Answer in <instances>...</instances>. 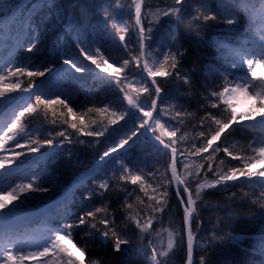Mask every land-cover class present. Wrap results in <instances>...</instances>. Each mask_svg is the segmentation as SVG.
I'll return each instance as SVG.
<instances>
[{
    "label": "trees",
    "instance_id": "1",
    "mask_svg": "<svg viewBox=\"0 0 264 264\" xmlns=\"http://www.w3.org/2000/svg\"><path fill=\"white\" fill-rule=\"evenodd\" d=\"M12 2L18 3L19 0ZM114 2L57 0L63 18L57 21L54 12L50 10H42L36 16L43 35L32 52L26 50L31 43L30 39L24 41V48H20L14 40L6 37L0 47V66L11 67L13 71L18 66H26L30 71L52 68L51 72L45 71L43 77L7 75L4 82L0 83V91L4 93L0 96V129L7 131V126L19 111H23L25 103L35 104V94L48 93L51 89L57 90L56 94H60L61 99L68 97L69 105L77 112V119L72 121L67 109L61 105H53L52 108L36 105V112L25 113L20 118L25 132L0 149V158L11 161L0 168V187L27 183L31 178L41 176L42 186L49 189L46 192L31 193L32 198L16 215L7 219L28 218L16 226L0 229V247L44 243L50 235L49 229L60 228L63 224L77 221L80 215L88 211L105 207L109 219H114V223L105 226L101 223L105 213H97L94 218L86 216V224L73 229L71 239L84 250L81 255L84 264H151L154 247L160 264H186L185 213L170 177V155L147 137L145 128L138 129V125L148 118L138 108L130 106L126 99L131 96L140 107L148 111L151 110V100L155 98V90L143 71L142 53L137 42L138 32L134 24V5L132 0H119L124 7L115 9L112 7ZM171 2L145 0L144 11L148 7L153 11L157 7L167 8ZM209 3L213 9L225 3L238 22L228 25L225 22L209 21L199 36L190 34L185 25L194 12L193 6H188L183 10L182 23H178L174 17H163L158 24L152 25L153 43L151 48L146 47V59L150 62L154 51L160 50L163 53V48L158 49L159 41L168 39L172 32L177 33L187 49L179 68L181 76L186 75L187 82L176 79L175 74L155 78L163 91L149 131L166 144L176 141L172 146L178 152L179 177L193 191V199L196 200L191 222L196 238L194 264H200L201 259L204 264H264V207L260 203L264 187L258 183L259 177H253L251 181L241 177L239 181L228 182L227 185L205 188L199 197L196 196L197 170L199 181L204 182L214 179L216 172L224 173L233 167H242V161L233 157L250 154L248 144L257 142L264 134V124L260 123L264 118L259 116L254 120L241 121L242 125H247L243 129L234 124L214 142L213 148L195 154V149L202 147L216 130L209 113L217 118L223 116L222 101L209 93L223 90L224 75L229 74L228 79L232 80L247 73L245 65L235 69L230 67L235 56L233 49H246V44L254 47L259 43L254 34L245 32V29L251 22L257 32L264 31L257 28L259 23L264 24V0H209ZM105 4H108L111 13L108 19L100 14V8ZM144 11L142 23L147 29L150 21ZM45 16L49 18L43 19ZM118 25L127 28V32H121ZM121 34L125 35L124 42L119 40ZM214 38L220 45L227 47H217L213 43ZM77 44L90 54H96L98 60L101 56L95 49L100 48L102 58L107 59L113 68L109 69V73L102 71L107 65L102 64L101 69H96L79 54ZM134 57L140 58L139 67ZM66 58H73L78 66L81 63L86 65L87 70L83 73L75 72L63 64ZM124 59L129 60L127 66H123ZM159 62L154 65V70L159 67ZM113 69L121 70L114 72ZM15 83H19L20 87L8 90L7 86ZM143 87H148L149 93L137 91ZM26 88L29 91L25 92ZM45 98L49 96L45 95ZM51 98H55V95ZM14 102L17 105L5 114ZM213 103L221 107L213 108ZM105 106L109 109L106 113L87 111L88 108ZM113 111L116 117L111 116ZM177 112L181 114L177 116ZM124 113L127 115L120 120L119 115ZM80 116L84 117L83 124L80 123ZM111 119L117 122L112 124ZM159 119L171 128L170 131L176 130V137H168L165 131L159 129ZM72 122L77 123L78 128H85V131H104V135H86L71 128ZM61 131L71 138V143L58 135ZM133 131H137V136L128 145L110 154L101 166L96 167L105 151L118 145L120 140L132 136ZM201 132L205 135L201 136ZM51 138H54L55 144L63 145L62 148H56L58 154L55 157H51L52 149L44 143ZM17 140L24 147H15ZM31 141H38L39 144ZM35 147H39V152L29 151ZM224 147L233 156L225 153ZM17 152L23 154L17 157ZM209 164L212 166L211 171ZM94 167L96 171L89 175L90 169ZM255 170L260 169L255 167ZM132 175H140L141 180L132 184ZM101 182L107 183L106 190L98 187ZM179 188L186 206L187 196L182 187ZM165 192L167 197L163 195ZM2 195L0 197L3 198ZM88 195L90 199H86ZM19 203L10 200L9 209ZM160 206H163V212L154 211ZM7 211L1 209L0 212ZM131 217L140 220L141 224L151 218V228L142 231ZM105 231L109 232V237L106 242H102L101 236ZM113 231L121 239L129 240L128 244L121 246L119 256L114 251ZM169 231L175 234L176 244L169 255L164 256ZM213 235L222 239L209 244ZM29 237H36L38 241L31 242ZM201 243L203 248L198 247ZM44 259L55 264L56 259L66 260L67 257L54 250Z\"/></svg>",
    "mask_w": 264,
    "mask_h": 264
},
{
    "label": "snow or ice",
    "instance_id": "2",
    "mask_svg": "<svg viewBox=\"0 0 264 264\" xmlns=\"http://www.w3.org/2000/svg\"><path fill=\"white\" fill-rule=\"evenodd\" d=\"M134 5V16H135V24L137 25V42L139 44L141 53L143 55V50L145 47H152L153 43V23L158 24L161 17H174L178 23H182L184 21V9L188 6H193L194 14L190 17L187 24L185 25L186 31L188 33H194L199 36V33L203 30V27L207 25L209 21L213 22H225L228 25H234L238 22L237 17L232 14L227 5L225 3H221L217 8L213 9L209 0H172L170 6L167 8L157 7L155 11L151 7H148L144 11V15H150L152 20L149 22V26L145 29L142 23V9H144L145 0H132ZM30 4V7H29ZM76 5H71L70 7H75ZM112 7L115 9L123 8L124 5L119 2V0H115ZM42 10H50L54 12L57 21L62 20L63 11L60 9L57 0H19L18 3H13L12 0H0V47L3 46L6 37L8 39H12L15 41L16 46L20 48H24V41L31 40V43L28 44L26 50L28 52H32L34 48H36L37 44L40 41L43 32L39 30V25L36 20V16L41 13ZM7 14V15H6ZM100 14L105 18L111 15L109 12L108 4L101 6ZM48 16L43 17V19H48ZM264 19V18H262ZM71 25H69V28ZM121 32H127V28H121ZM245 32H252L255 37L258 38L259 43L254 44L255 46L251 49H233L235 54V60L231 63L230 67L235 69L240 65H246L247 74L242 76H236L232 80L228 79V75H224V84L222 85V91H211L209 93L210 96L215 97L217 100L222 101V118H217L215 115L209 113L210 119L215 123L216 130L213 134H211L210 138L206 139V143L199 148L195 149V154L199 155L200 153L207 152L209 149L213 148L214 142L218 141L220 137L228 130L233 127V125H237L239 128H246L247 125H242L241 121L255 119L256 116H260L264 118V76H258L256 72V67L264 65V31L257 32L252 23L249 22ZM119 40L121 42L125 41V35L121 34L119 36ZM147 42V43H146ZM213 43L216 44L217 47L227 45H220L218 41L213 40ZM166 51L161 53L162 60L159 62V67L155 70L149 66V62L147 59L144 60L143 69L146 71L147 75L152 78L151 84L154 86L155 90V98L151 100V110L145 111L143 107H140L136 101L131 97L127 96V102L130 106L134 108H138L139 112L143 114L144 117L152 118L153 112L157 109V100L161 98V93L163 89L157 84L156 77H171L175 74L176 79H184L187 82V77L181 76L179 68L181 67V61L185 57L187 53V49L184 48L179 36L177 33L172 32L170 34V42L165 46ZM77 48L79 54L83 56L84 60L89 61L91 65L95 66L96 69H101V65H107L104 67L102 71L104 73H109V69H112V64H109L107 59H103V53L100 48H96L95 52L99 53L101 59H97L96 54H90L85 50L84 47H80L77 44ZM137 67L140 66V58H135ZM63 64L69 66L70 69L75 70L77 73H83L87 70V66L82 63L78 66V62L73 58H66L63 60ZM129 64L128 59L123 60V66H127ZM121 69H113L114 72H118ZM45 71L51 72L52 68L48 67L44 70H28L26 66H18L15 71L12 70L11 67L0 66V83L4 82L7 75H27L28 77L39 76L43 77L45 75ZM118 82V81H117ZM8 90H14L19 88V83L9 84ZM25 92L29 91L28 88L24 89ZM138 92L149 93L148 87H143L137 89ZM246 94L249 99H251L254 103L243 113H238L236 107L233 105L232 100L240 94ZM4 93L0 91V96ZM151 94V93H150ZM45 95H48L49 98H45ZM11 99V98H10ZM30 99V97H29ZM258 102V103H257ZM36 105H45L48 108H52L53 105H61L67 109V114L71 116L72 121L77 119V112L74 111L73 107L69 105L68 97L64 99L60 98V94H56L55 98H51V94L48 93H38L35 94V104L33 103H25L23 105V111H19L18 115L14 117V119L10 122V125L7 126V131L0 129V149L4 148V145L8 141L16 140L17 136L20 133H24L25 129L21 125L20 118L25 115V113H34L37 111ZM213 108H220L221 105L218 103H213L211 105ZM88 112L95 111L96 113H106L109 111L108 107H99V108H88ZM181 113L177 112L176 115L179 116ZM63 115V113H62ZM116 112L113 111L111 113L112 117H116ZM127 113L119 115V119L123 120ZM80 123H84V117L80 116ZM67 122V121H65ZM117 122L116 119H111L110 123L115 124ZM93 123H95L93 121ZM261 124H264V119H261ZM147 126V121L145 120L143 123L138 125V129H143ZM163 128V125H160ZM70 127L73 129H77L78 131L89 135V136H102L104 135V131H85V128H78L77 123L72 122ZM178 130V129H177ZM168 137H176V130L168 131L165 129ZM12 133V135H9ZM59 136L64 137L68 143H71V138L66 136L64 131L58 133ZM201 136L205 134L203 132L200 133ZM137 136V131H133L132 136H129L127 139H122L118 143V145L109 148L105 151L99 158L96 167L102 165L105 161L106 157H109L110 154L116 153L118 149H123L126 145L129 144V141ZM164 147H170L171 156H172V164H171V173L172 177L177 181L178 184L184 185L183 191L187 194V205L184 207L185 220L187 223V234H186V264H193V252H194V243L195 236L193 235L191 228V221L193 219V213L195 212L196 200L193 199V191L185 184V181L182 180L176 171V158H177V149L172 146L175 145L176 141L172 140L171 144H164L163 140H160V137H155ZM31 143H37L38 141H31ZM51 149V157H55L58 153L56 152V148H62V144H55L54 138L47 139L44 141ZM15 147H24V145L20 144L17 140ZM250 154L245 155H236L233 158L242 161V167H233L229 171L221 173H214V179L205 180L204 182H200L199 171L197 170L196 183L198 187L196 188V196L199 197L200 192L207 189H213L217 186L227 185L228 182L239 181L241 177L248 178L249 181L252 180L253 177L262 178L260 183L262 187H264V170H255L257 164L264 163V139H260L258 142L249 143L247 146ZM30 152H39V147L30 148ZM215 151V150H214ZM223 151L227 153L229 156H233V153L229 151L227 147L223 148ZM23 153H15L17 157L22 155ZM212 157L210 156L209 159ZM54 163V160H51ZM11 163L7 158H0V168H3L5 164ZM118 163H120L118 161ZM96 167L90 169L89 175L96 171ZM203 167V165H200ZM212 170L211 164H209V171ZM127 171V169H124ZM46 175V174H45ZM191 175V173H188ZM127 178V177H122ZM141 180L140 175H132L131 183L136 184ZM83 182V181H82ZM35 185V186H34ZM107 183L101 182L98 187L102 190L107 189ZM49 189L44 188L42 186V178L41 176H36L30 179V182L27 183H16L14 186L9 185L8 187H0V194H3V198L0 199V209H8L7 212H0V221H5L9 217L16 215L19 210L26 204V202L31 199V193L36 192H46ZM177 197L181 203H184V197L180 196V188L176 189ZM167 197V192L163 194ZM261 206L264 207V192L261 193ZM91 196H86V199H90ZM20 201L19 204H16L13 208L9 209V201ZM159 203V201H157ZM67 207V205H65ZM131 205H129V208ZM154 211L163 212V206L156 208ZM97 213H105L104 217L101 220L105 226L110 223H114V219H109V215L107 209L105 207L97 208L94 211H88L82 215H80L75 222L63 224L60 228L49 229L50 235L43 245H36L34 247L29 248H18L15 249V254L11 249H4L3 255L0 258L4 259V264H24V261L30 258H34L36 256L45 257L48 256L51 251H56L57 253H63L67 259L60 260L56 259L55 264H84V260L81 259V255L83 254V249L76 246L75 243L72 242V232L73 229L78 228L86 224L85 217H96ZM67 214V213H65ZM134 220L137 227L142 231H146L151 228V218L141 224L140 220L135 217H131ZM94 227V225H93ZM88 235V233H85ZM115 243H114V251L119 252L121 250V246L124 244H128L129 240L127 238L121 239L114 231L112 233ZM109 237V232L105 231L102 233L101 240L102 242H106V239ZM217 239H222L221 237H217L213 235L209 244L216 241ZM183 243V239L181 241ZM176 244V236L173 232H168V240H167V250L163 252L164 256H168L169 253L174 249ZM70 245L71 247H68ZM199 248H203L204 245L201 243L198 245ZM153 256L151 258V264H160V261L157 259V250L154 247L152 249ZM45 264H51V262H45ZM95 264V262H94ZM200 264H204L203 259L200 260Z\"/></svg>",
    "mask_w": 264,
    "mask_h": 264
},
{
    "label": "rangeland",
    "instance_id": "3",
    "mask_svg": "<svg viewBox=\"0 0 264 264\" xmlns=\"http://www.w3.org/2000/svg\"><path fill=\"white\" fill-rule=\"evenodd\" d=\"M261 8H263V5L260 6ZM163 17H161L162 19ZM149 21L152 20V17L149 15L148 17ZM160 19V20H161ZM119 28H122L123 26L122 25H118ZM260 30H264V24H260L258 25V27ZM256 40H258V38L256 37ZM170 42V35L168 37V39L164 40V39H161L159 41V47L158 49L161 47L163 48V52L166 51V45H168ZM253 48V45H248L246 44V49H251ZM160 58H161V51H154L152 52V56H150V62H149V66L154 68V65L157 64L159 61H160ZM235 60V56L233 57V62ZM246 66V65H245ZM256 72L258 74V76H264V65L262 66H259V67H256ZM246 72H247V69H246ZM247 74V73H246ZM57 90L55 89H51L48 94H51V96H54L56 95ZM232 103L233 105L236 107L237 109V113H243L245 112L254 102L249 99L247 97L246 94H243V93H240L238 94L235 99L232 100ZM256 117H259V116H256ZM160 125H163V128L160 126ZM158 127L161 131H165V129H167L168 131L171 130V128L169 126H167V124H165L162 120H158ZM166 132V131H165ZM260 139H264V134L262 136H260L258 139H257V142L260 140ZM256 167L260 170H264V163H261V164H257ZM262 178H259V181L261 180ZM3 196V195H2ZM0 199H2V197H0ZM1 211V209H0ZM29 241L31 242H36L38 241V239L36 237H29L28 239ZM44 243H37V244H32V245H24V246H17V247H12V245H8V246H4V247H0V257H2L3 255V252H4V249H11L13 250L14 254H15V249H18V248H21V247H24V248H29V247H34L36 245H43ZM45 262H47L44 257H41V256H36L34 258H30V259H27L24 261V264H45ZM0 264H4V259L3 258H0Z\"/></svg>",
    "mask_w": 264,
    "mask_h": 264
},
{
    "label": "water",
    "instance_id": "4",
    "mask_svg": "<svg viewBox=\"0 0 264 264\" xmlns=\"http://www.w3.org/2000/svg\"><path fill=\"white\" fill-rule=\"evenodd\" d=\"M143 11H144V9H142V12H143ZM142 14H143V13H142ZM134 24H135V23H134ZM135 26H136V28H137V25H136V24H135ZM145 59H146V47H145V49L143 50V55H142V65H143ZM143 71H144V69H143ZM144 75H145V77L147 78V80L149 81V83L151 84V80H152V78L149 77V76L147 75L146 71H144ZM151 86H152L153 89H154V86H153L152 84H151ZM161 96H162V93H161ZM160 99H161V98H160ZM160 99L157 100V109H156L155 112H153V117L147 119V126L145 127V133H146L147 137H148V138H149L154 144L157 145V147H160V148L163 149L165 152H167V154L170 155V156H169V157L171 158V160H170V166H169V167H170V177H171V179H172V182H173V188H174V191H175V194H176V197H177L176 189L178 188V185L181 186L182 189L184 188V185H180V184H178L177 181L172 177V173H171L172 156H171L170 147H164V145H162L158 140H156V139H155V136L152 135V134L149 132V126H150L151 122L153 121V119H154V117H155V115H156V113H157L158 106H159V103H160ZM164 144H166V143H164ZM176 171H177V175L179 176V174H178V152H177V158H176ZM185 194H186V193H185ZM186 196H187V194H186ZM177 199H178V197H177ZM178 201H179V203H180L181 208H183V210H184L185 204H184V203H181L179 199H178ZM195 209H196V205H195ZM191 222H192V221H191ZM184 229H185V238H184V239H186V234H187V223H185V228H184ZM117 255L119 256V252H117ZM194 257H195V251L193 252V264L195 263V259H194Z\"/></svg>",
    "mask_w": 264,
    "mask_h": 264
}]
</instances>
